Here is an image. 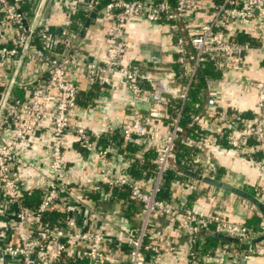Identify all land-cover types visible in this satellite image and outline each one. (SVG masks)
Wrapping results in <instances>:
<instances>
[{
    "label": "built area",
    "instance_id": "built-area-1",
    "mask_svg": "<svg viewBox=\"0 0 264 264\" xmlns=\"http://www.w3.org/2000/svg\"><path fill=\"white\" fill-rule=\"evenodd\" d=\"M197 1L74 0L73 10L84 9L86 17L94 11L95 27L104 29L105 57L91 60L74 52L81 38L77 39L83 22L71 29L67 21L51 31L45 23L38 27L37 20L31 28L39 1L34 12H30L33 0H0V106L22 55L0 112L1 261L6 257L9 264H69L74 260L82 261V264L109 262L110 255L104 248L105 234L78 224L77 215L81 214L83 202L78 189L69 186L65 180L66 165L62 158L65 135H72L81 149L94 151L87 130L70 121L79 90L78 83L69 78L70 73H81L103 88L110 87L112 81L123 83L128 93L126 106L129 112L120 125L119 136L123 145L138 144L127 162L141 161L144 152L154 153L150 183L143 187L126 171H111L105 160L106 149L95 150L99 160L97 171L103 184L108 188L126 189L129 198L139 205L137 226L121 234L126 246V264H155L162 258L159 247L149 241L148 231L154 216L165 218L183 235L186 264H229V260L237 255L246 256L247 261L264 257V220L252 204L237 198L235 210H232L237 220H230L224 217L221 209H195L176 196L170 186L166 199L157 197L163 175L174 159L173 151L184 142L196 149L184 169L242 189L249 186L251 194L264 205V79L251 77L242 68L244 55L249 51H255L260 60L264 58V0H208L210 14L207 20L192 17ZM132 18L161 23L170 35L175 36L173 54L177 55L174 62L179 64L178 74L172 68L162 66L148 71L142 64H128L124 60L130 50L125 24ZM232 26L239 31L231 29ZM241 29L252 42L235 39V33ZM187 51L190 56L186 55ZM203 56L213 61L220 74L215 78L203 77L202 108L193 122L207 133L202 138L190 140L180 136L183 129L179 118L190 86L198 83ZM230 83H236L241 94L254 97L249 115L227 100L225 93ZM13 87L22 89L21 98L13 97ZM143 96L148 97L146 112L137 107ZM173 99L179 100L180 105L171 117L167 110L171 106L169 100ZM48 101L52 102L51 107H48ZM48 113V174L39 187L36 206L29 208L21 204L23 193L32 191V185L18 175L20 149L26 134ZM217 148L248 162L254 169V178L248 179L241 172L232 170L221 173L208 161L200 162L201 157L193 159L199 154L211 158ZM182 170L177 171V176L170 182H174L176 188L194 189V184L199 181L184 176ZM54 212L58 214L54 221L43 219L44 214ZM87 213H95V209L89 207L82 215L85 217ZM253 215L260 218L257 226L245 223ZM88 222L93 224V220ZM204 230L232 237L237 243L218 240L201 252L199 236ZM260 235L257 242L245 243Z\"/></svg>",
    "mask_w": 264,
    "mask_h": 264
},
{
    "label": "crops",
    "instance_id": "crops-1",
    "mask_svg": "<svg viewBox=\"0 0 264 264\" xmlns=\"http://www.w3.org/2000/svg\"><path fill=\"white\" fill-rule=\"evenodd\" d=\"M209 4L208 0H198L193 8L192 17L207 20L210 14ZM74 7V0H52L44 21L46 27L51 31L58 29L60 25L68 21L69 14ZM96 18L95 14V17L90 19L74 52L79 57L86 56L91 60H103L106 49L104 29L101 26L95 27ZM230 28L239 31L237 27ZM244 31L241 29L238 35H245ZM125 32L130 50L124 60L128 64H142L148 71H153L158 66L165 69L171 68V63L174 60L175 36L166 31L165 25L148 23L141 18H132L125 24ZM235 34L237 35V33ZM152 51L158 53L159 62L155 65L148 60ZM263 62L264 58L260 60L255 51H249L244 55L242 68L251 77L264 79ZM69 78L79 85L76 106L70 113V121L84 127L94 143V151L81 149L72 135H65L66 146L62 153L66 165L65 180L69 186L78 189L83 202L80 205L81 214L77 215V222L83 228L92 227L105 234L104 248L110 255L107 264H126V246L121 234L137 226L139 205L128 196L127 198L119 197L117 192L103 184L97 171L99 160L95 150L106 149L105 160L113 173L126 171L131 163L128 164L127 159L133 155L135 151L133 148L138 144L134 142L123 145L119 136L120 125L127 119L129 112L126 106L128 93L123 83L120 82L112 81L110 87L103 88L87 80L81 73H70ZM169 82L172 83V81ZM1 89L2 85H0V91ZM225 95L227 100H231L235 107L242 109L245 115L252 113L254 97L250 94H241L236 83L228 85ZM147 102L148 97L143 96L137 103V107L146 112ZM47 105L51 107L52 102L48 101ZM49 116V113L46 114L38 125L26 134L20 149L21 165L17 169L18 175L27 179L28 183L32 185V190L38 193H40L39 187L48 174ZM157 122L159 123V121ZM107 140H111L114 144H104V141ZM150 153L152 154L150 159L152 163L154 153L152 151ZM211 158L218 162L215 166L221 173L232 170L241 172L248 179L255 176L254 169L248 162L232 156L226 150L215 149ZM152 170L153 163L152 168H148L147 172L131 177L139 185L148 187ZM169 186L176 191V196L179 195L185 203L192 205L195 209L204 211L221 209L225 213L224 217L237 220V217L232 213L237 205L234 206V202L238 200L235 196L201 182L195 183L194 189L176 188L172 181L169 182ZM239 202L242 203V201ZM89 207H93L95 213H91L92 215L87 213L84 217L83 215ZM91 220H93V224H88V221ZM148 235L149 241L156 244L162 251V258L155 264H186L185 239L176 227L165 218L154 216ZM206 236H199L200 245L204 243ZM215 243L209 244L207 247ZM0 264H9L8 258L0 260ZM244 264H264V257H257Z\"/></svg>",
    "mask_w": 264,
    "mask_h": 264
},
{
    "label": "trees",
    "instance_id": "trees-1",
    "mask_svg": "<svg viewBox=\"0 0 264 264\" xmlns=\"http://www.w3.org/2000/svg\"><path fill=\"white\" fill-rule=\"evenodd\" d=\"M85 18H86L85 10L82 8H76L75 10H73V12H71L69 14L68 26L71 29H75L76 24L82 23ZM235 39L239 42H243L245 40L252 42V40L249 39L245 35H238L237 34L235 36ZM186 55L190 56V51H187ZM176 56L177 55H175V54L173 55L174 60H175ZM174 60L171 63V68L173 69V71L176 74H178L180 72V67H179V64L177 62H174ZM201 62H202V68H201V75L198 79V83L190 86V88L188 90L187 97L184 100V102L182 103L181 112H180L181 115L179 118V124L181 125V127L183 129L180 136L181 137L185 136L186 138H188L190 140L202 138L207 133L205 130L200 129L196 122H193L194 116L197 113H199V111L202 108L200 91H201L203 77L215 78V77H218L220 74L219 69L216 68V65H214L213 61L211 59H209L208 56H203ZM12 95L15 98H17V97L21 98L22 97V89L18 88V87H13ZM169 102H170L172 107L171 106L168 107L167 111L170 114V116L172 117L174 115V111L177 108H179L180 103H179V100H176V99L169 100ZM112 143L114 144V142H112L111 140L104 141V144H112ZM128 145H129V143H128ZM136 148L137 147H134L133 149H136ZM195 151H196V149L194 146L185 144L184 142H180L175 147V149L173 151L174 159L171 162L170 167L167 170V172L163 175L162 185H161V188L157 194L158 198H162V199L167 198L168 185H169L170 180L172 178H174L175 176H177V174H176L177 171H180L181 169L187 168L188 161L190 159V155ZM151 157H152V154L150 153V151L144 152L141 161L134 160L129 164V166L126 168L127 173L130 176L135 177L136 175H141V174L147 172L146 170L148 168H150V169L152 168V163L150 160ZM111 189H113L115 192H117L119 197L127 198V196H128V192L124 188L113 187ZM243 189L249 193H252V190L249 186H244ZM128 198H129V196H128ZM38 200H39V193L37 191L32 190L30 192H24L23 193V195L21 197V204L25 207L33 208L34 206H36ZM57 216H58V214L55 212L54 213H46L43 215V219L47 220L49 222H52L56 219ZM259 221H260V218L258 216L253 215V216H250L249 218H247L245 223L248 225L257 226ZM217 241L218 240H216L212 237L206 236L204 243L202 245H200V251L204 252L208 248L207 246L209 244H213ZM69 264H82V261L74 260V261H70Z\"/></svg>",
    "mask_w": 264,
    "mask_h": 264
},
{
    "label": "water",
    "instance_id": "water-1",
    "mask_svg": "<svg viewBox=\"0 0 264 264\" xmlns=\"http://www.w3.org/2000/svg\"><path fill=\"white\" fill-rule=\"evenodd\" d=\"M38 1H39V4H38V6L36 8V5H37ZM51 1L52 0H33V2L30 5V12H34L35 8H36V11H35V17H34L32 25H31V28L34 27V25H35L37 20H38L37 21V26L38 27H41L44 24L45 18L47 16L48 11H49L50 6H51ZM94 17H95V12L94 11H90L88 16L84 19V21L82 23V26H81V28L79 30V35H78L77 39L80 38L82 32L87 27L90 19H93ZM22 23H23L24 27L26 28V22H25L24 19H22ZM24 49H25V47L23 48V50ZM157 56H158L157 51H152L151 56L149 57L148 60L153 65H155V64H157L159 62ZM21 59H22V55H20L19 58H18V63H17V65H16V67H15V69L13 71L11 81H10L8 87H7V90L5 92L3 101L1 103L0 112H1L3 104H4V102H5V100H6L7 96H8V93H9V91L11 89L12 81H13V79L15 77V74L17 72V68H18V65H19ZM199 157L202 158V160H200V162L201 161L202 162L208 161L209 163H211L213 165V168L217 164V161L214 158H207V157H204L202 154L194 156L193 159L198 160ZM182 173H183L184 176H187V177L192 178V179H194L196 181L204 183L205 185H207L209 187H213L215 189H221V190H223V191L235 196V198H240V199L244 200L246 203L252 204L256 208V210L259 213V215L261 216V218L264 220V205H263V203L261 201H259L256 197H254L251 193L245 191L242 188L237 187L236 185L229 184L228 182L221 181L219 179L211 178V177H208V176H202L199 173L192 172V171H189V170H186V169H183ZM227 173L228 174H232L231 171H228ZM235 205H236V202H234V206ZM263 233H264V229H263ZM201 235H207V236H210V237H212V238H214L216 240L224 241V242H227V243H237L236 239H234L232 237L226 236V235L221 234V233H216V232L210 231V230L202 231L200 233V236ZM260 238H261V235L258 236V237H255V238H253L250 241L245 242V243H255ZM246 261H247V257L246 256L237 255L235 257H232L229 260V263L230 264H237V263L238 264H244Z\"/></svg>",
    "mask_w": 264,
    "mask_h": 264
},
{
    "label": "rangeland",
    "instance_id": "rangeland-1",
    "mask_svg": "<svg viewBox=\"0 0 264 264\" xmlns=\"http://www.w3.org/2000/svg\"><path fill=\"white\" fill-rule=\"evenodd\" d=\"M54 12V10H52Z\"/></svg>",
    "mask_w": 264,
    "mask_h": 264
}]
</instances>
